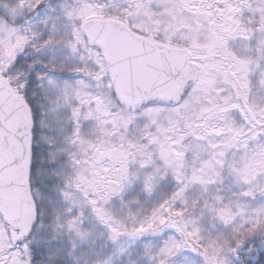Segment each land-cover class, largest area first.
I'll return each instance as SVG.
<instances>
[{
  "label": "snow or ice",
  "instance_id": "obj_1",
  "mask_svg": "<svg viewBox=\"0 0 264 264\" xmlns=\"http://www.w3.org/2000/svg\"><path fill=\"white\" fill-rule=\"evenodd\" d=\"M0 264H264V0H0Z\"/></svg>",
  "mask_w": 264,
  "mask_h": 264
}]
</instances>
